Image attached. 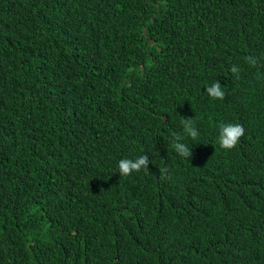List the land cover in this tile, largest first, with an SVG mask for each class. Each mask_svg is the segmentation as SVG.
Listing matches in <instances>:
<instances>
[{
  "label": "trees",
  "instance_id": "1",
  "mask_svg": "<svg viewBox=\"0 0 264 264\" xmlns=\"http://www.w3.org/2000/svg\"><path fill=\"white\" fill-rule=\"evenodd\" d=\"M0 264H264V0H0Z\"/></svg>",
  "mask_w": 264,
  "mask_h": 264
},
{
  "label": "clouds",
  "instance_id": "2",
  "mask_svg": "<svg viewBox=\"0 0 264 264\" xmlns=\"http://www.w3.org/2000/svg\"><path fill=\"white\" fill-rule=\"evenodd\" d=\"M248 63L255 65L257 61L252 57L246 58ZM231 71L233 73H237V67L233 66ZM207 93L214 100H223L225 98V93L222 90V87L217 81L212 86L207 88ZM183 126V135L177 134L175 135V141L172 144L175 152L183 158L192 157V149H190L185 143H183V139L185 137H190L192 140H196L199 136V132L194 125V119L191 118H183L182 119ZM245 135V130L240 124H221L219 126V145L225 151H231L237 147L241 138ZM149 157L147 155H143L137 157L134 161L131 159H124L119 163V171L122 177H128L132 175V173H139L141 170L147 172L149 170ZM166 169L164 172L166 173Z\"/></svg>",
  "mask_w": 264,
  "mask_h": 264
},
{
  "label": "water",
  "instance_id": "3",
  "mask_svg": "<svg viewBox=\"0 0 264 264\" xmlns=\"http://www.w3.org/2000/svg\"><path fill=\"white\" fill-rule=\"evenodd\" d=\"M152 43H154L152 40L149 42V45H151ZM165 118V117H164Z\"/></svg>",
  "mask_w": 264,
  "mask_h": 264
}]
</instances>
